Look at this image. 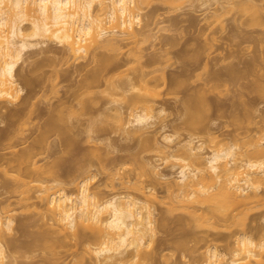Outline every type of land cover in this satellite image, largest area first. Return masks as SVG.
I'll return each instance as SVG.
<instances>
[{
    "label": "rangeland",
    "instance_id": "1",
    "mask_svg": "<svg viewBox=\"0 0 264 264\" xmlns=\"http://www.w3.org/2000/svg\"><path fill=\"white\" fill-rule=\"evenodd\" d=\"M148 1L149 0L146 1V3L148 4L143 3V6L141 5L143 9L142 15L144 18V22L142 23V25L144 24L143 26H145V34L141 32L143 34H141L140 39L138 38L139 42L137 44L130 43L127 48H125V46L122 54L120 53L121 51H111L109 49H107L106 51L104 48L97 51V54L99 55L96 56H100L99 58H101V55L102 57L104 56L103 58H105L106 56L109 58L112 57L113 61L115 60L113 59L115 57L118 59V61L122 62L123 65L127 60L129 64L126 63L124 67L121 64V67L119 63L113 61V63L115 62V64L119 65L121 69L117 70L118 72L116 71V74H112V76H114L113 78L110 75L111 82L110 80L108 81L110 82V85H104V82H108L102 80L103 83H101L103 85H100L101 83L98 84L99 88L96 89L97 84H92V86L95 85L93 86V88L95 87L96 89V94L95 90H92L94 92L93 96L92 93H85V88L83 90L80 88V86L85 82L84 77H86L85 75H87L88 71H92L93 69L97 68L96 66L98 65V63L96 62L97 65H95L92 57H90V59L92 60H90V63L89 61L87 62V60L83 59H71V56H67L68 54L65 55L66 51L63 50L64 48L54 43H47L38 48H33L34 50H29L30 52L28 51L24 55L23 61H21V63L18 65L16 71L17 79H19V75L22 74V76L27 75V77L29 76L28 78L32 77L33 80L36 81L37 79L39 80V78H48V80H53L54 76H56L53 73L58 71H60L58 73L61 77L58 75L57 78H60H58V80L56 78L58 87L55 88H57V91L53 89V93H50L49 91L51 90H48L50 86L46 87L50 82L48 83V80L45 79L47 83L44 80V84L46 85L44 89L45 91L48 90L45 93L46 95L43 94V90H41L40 92V89L38 88L35 91L36 93H38L36 94L34 92L33 97L31 96L33 95L31 92L33 91V89H29L30 86L25 88L23 84L20 83V80H17L18 83H20V86H22V88H25L20 95V100H18L17 103L15 102L14 104L5 102L4 105V102L2 103L8 108L7 110V108L3 106V111L1 110V112H4V115L7 114L6 112H8L9 109L10 111L11 109L20 111V109H22L23 107L28 106L23 105V101H25V98L27 99L28 96V101H31V104H33V106H31L30 104L31 108H26L30 109L28 110V113L32 111L30 113L31 115H26L28 117L24 116L26 118H24V120L22 119L23 121L20 122V128L18 125H16L19 130L13 126V128L16 129L15 132L17 131L16 134L14 133V139H10L13 141H11L10 143L9 140L3 139V142L2 140L0 142V210H4V207L6 208L8 204L10 205V207L7 208H14V210L16 209L14 212V216L16 219L14 222L16 224L14 225L15 230H13V233L11 232V236L8 235L7 238L11 242L10 243L8 241V244L11 246L13 243L14 246L12 245L13 247H7L6 255L9 258L6 260V264H68L69 260V263L71 262V257H69L68 255L70 253L67 254L66 252L62 251L60 253L58 252L57 255L55 252L52 253L45 247L41 246L42 243H39L41 240L38 241V239L42 237L43 234H46V232V235L50 234V236L52 237V233H48V231L52 232L50 222L47 223L46 221H48V219H44V217L42 218V214H44V210H46L44 209V206H42L43 203L40 204L41 201H39L38 198H36V200L34 198V200H31L33 201V204H35L33 205L34 207L30 206L31 208L27 207L26 209H24L25 207H23L22 209V205L20 204V206L19 202L17 203V201L19 200L18 197H23V195H25L24 193L19 195V193L23 192L22 190H25L23 189L25 187H22V190L20 189L22 192L19 191V188H21L19 186L21 185L18 186V184H20V178L18 175H23L24 173L26 174V172L25 170H23L24 172L22 173L21 169H19L21 172L17 171L18 165L14 164L16 165L14 167L12 163H17L13 162L14 160H16L14 158H17V156L21 155V153H25L23 151L28 150L27 148L33 146V149L36 147L35 149L40 152L39 154L36 150H33L34 152L38 153L37 156L33 155L35 157L33 162L35 161L36 165L40 167H47V165L51 166V163H54L55 161H57V159L64 160L63 165L65 167L63 165H61L62 167L58 166L61 167V169L59 170V168L56 167L58 168V171L56 170V168L55 171L60 174L62 173V175L59 174L60 178H58L63 180V182L60 180L63 185L65 184L62 187L64 188L65 192L67 190L69 194L76 191L77 182L75 180V177L76 175V179H78L79 177V172H77L79 170H77V168H88V174L93 177L89 182V187L91 188L92 192L97 193L100 199L104 200L108 199V197H110L112 194L124 192V190H126V188L121 186L122 184H120V178L116 177L118 178V180L116 181L115 173L117 174V171H120V175H122L123 177L127 175L130 178L129 179L128 177H125L126 180L129 179V182L127 183L128 185L124 186L127 188L129 187L127 190L132 192L133 194H135L136 192L132 187L133 184L141 182L144 186H146L147 182L149 184V181H152L150 177L147 178L146 175H143V168L139 167L142 166L143 163H147V161L156 162L160 158V154H158V151L156 150L157 146L155 147L156 144L152 146L150 142H147L150 137L152 138L151 140L156 143V141L160 139L161 134H164V132L174 134L175 137L177 136L175 139L176 141L188 139L189 136L193 135L191 137H194V142L197 144L203 143V147H205L204 149H206L205 151L207 153L211 150V148L213 149L216 147H223L228 145H238V148L240 147L243 149H247L246 146L248 147L249 143H251L249 141L250 137L263 134L264 95L262 94L264 93H259L260 91L258 92L256 90H259L260 87H262L261 90L264 89V0H253V2L255 1V6L258 7L256 9V7L254 6L255 10H252L253 7L249 6L251 8V12L248 8L247 11L243 10L244 12H242L241 10V8L244 9V7L247 6L246 4H249L246 3L244 6V3L248 0H219L220 4H211V7L208 8L203 5L205 0H191V2H189L190 0H181V2L179 0V2L177 1L176 4H173L174 2L172 3L173 5L168 4V6L170 7L162 3L163 1L161 0ZM212 3L214 2L212 1ZM241 3L244 7H242ZM256 10H258V13L255 12ZM253 11L256 13L254 18L253 16H250L254 15ZM214 13L216 16L214 15ZM252 18L254 20L260 19L257 20L260 25L256 24L258 23L256 20V23H254V20L252 21ZM142 28L141 30H143ZM143 71L147 73L149 72L146 80H149V87L158 94L154 97L155 99L152 100V103L150 101L149 104H152L153 110H156L157 113L158 108L159 110L163 108L165 112L163 113L164 115H160L161 118L159 117V121L157 120L158 123L156 125L158 127L156 125L153 126L149 129L150 131H148V133H146L143 138L138 139L137 136H134V138L133 136L131 137V135L127 136L128 129L132 130L130 129L131 127H128L125 130L122 125L116 123L118 121H114L117 120L115 118L116 114L114 113V120L110 118V115L115 112L112 109L115 105H113L112 103H116L118 108H120L121 106L120 109L122 111L120 109L119 110L123 113V115L127 114V116H129L131 112V114H133V110L135 108V110L137 111L141 110L142 105L134 104L132 107L135 108L131 109L129 107L132 111L129 110L128 106L131 104L129 103V99L127 102L123 100L122 97L120 99H118V97H111V95H114L111 93L113 90L111 88L113 87L111 86V84H113L114 82L115 87L118 85L122 86L123 83H126V81L124 82L126 78L129 79V76L130 80L137 78V76L140 78V73ZM142 76L141 78H143L142 80H144V77ZM141 78L140 80L138 78L133 80L134 88L133 90H131V93L133 91L135 96L136 94L139 95V92H141L140 94L143 93V89L141 91V87L143 88L144 82L146 80L143 82L141 81ZM107 79H109V77H107ZM116 82H121L122 84L117 83L116 85ZM257 86L259 87L256 88ZM81 87L83 88L84 84ZM30 88L34 87L31 86ZM79 89H81L83 92ZM119 89H122V92L124 93L122 87ZM109 90L111 91L110 93L108 92ZM29 91L31 93H28ZM76 91L78 92V96L82 97L84 95V99L86 98L85 100L83 99V97L81 99H78L80 101L82 100L83 103L87 99L92 100H87V103L85 102L87 106L91 103V107L93 108L94 103L92 104V102L96 100L94 101L96 102V104L93 110H91V112H94L92 113L93 115L90 114L91 112L89 109V105L88 109L90 115L88 114L86 116V114L84 113L85 115L82 116L83 114L81 113L84 111L87 112L88 109H85L83 111V109H81L83 108V106H80L79 108L80 103L77 99H75L78 97ZM74 93H76L74 98L76 101L73 99ZM113 93H115L116 96H120L119 93H121V91L116 93L113 90ZM123 93H121V96L123 95ZM35 94L37 97L35 96ZM128 94L130 96L129 92L125 96L127 97ZM70 95L72 96V98H70ZM131 95L132 97L134 96L133 94ZM260 95H262V97ZM30 96L32 97L31 100ZM129 96L127 98L131 97ZM200 96H202V99ZM94 97L96 98L93 100ZM68 98L73 99L75 103L78 102V106L74 103V105L77 107L73 105V108H75V110L81 109V115L77 110V112L73 114V108H70L71 110L68 109L69 107H72L71 105L73 103H70V101L73 100H68L70 106H67L68 102L66 103L65 101L66 105L64 106L62 104L64 107L63 110L61 100H63L64 102V100H67ZM112 98H114L115 100ZM191 98L194 99H192L194 101L193 106H197L196 111L198 112H195L196 115L201 111L200 114H198V116L200 115V118L202 116L201 120L200 118H198V116L196 118L195 115H192L193 117H195L188 118L191 115H186L184 107L187 106V102L189 103ZM195 99H201L202 103H199H201L202 106L196 105ZM111 100H117L118 103L117 101L111 102ZM60 101L62 110L64 111V114H66L65 118H63L64 116H61L64 115L62 114L63 111H61V109L60 116L57 113H50L52 110L54 112L58 108L57 105L59 106ZM20 102H22V104ZM109 102H111V104ZM27 103L25 102V104ZM107 103H109V105H107ZM118 104L120 106H118ZM110 105L112 106V108H110ZM65 107L67 108L65 109ZM199 107H201V110L199 109ZM104 108L107 112L109 109L112 110L111 114L108 112L110 115L108 114L109 116L107 115V117H104V115L107 114ZM26 109L24 108L23 110ZM202 109H205L204 112ZM102 110L106 113H103ZM26 111H23V115L26 114ZM56 111L58 112L59 109ZM69 111H72L71 118L69 117ZM193 111H195V109H193ZM49 113L51 115L53 114V117L57 114V117L66 119V121L64 122H66L67 124L70 120L69 124H71L72 130L70 128V125H67L66 123L65 124L67 125V127L65 129V125L61 123L63 122V120L59 119V121L57 119V121L61 123V125H64L65 130L62 129L63 131L68 130V134H70V131H72L71 134L73 138L71 139H73V141H76V143L73 144L72 147L69 146V148L68 145H65V140L60 139L62 138L60 137L61 134L64 138L63 132L61 133L57 131L48 132L41 137L42 142L39 143L41 146L40 151L38 149V144H36L37 146L34 147L35 144L33 145V141L35 139L38 140L37 138L40 137L39 134L41 131H39L38 127H41V125H44L47 120H49V118H47L49 117ZM102 113L104 115H102ZM0 116H3V114ZM127 116L123 117L128 118ZM130 116L128 118L129 120L131 118ZM3 117H0V138L1 136L3 138V136H5L6 134L8 135L11 131L14 132V129L11 128V130L7 127L9 126V123L6 121V116ZM93 117L97 118V120L99 119L96 122L98 123L96 127L94 123V127L98 128L97 133H95V129H92L91 132L89 131L90 129H87L86 127L87 124L89 125V118L93 119ZM188 120H191L193 124L195 123L194 125H197L198 127H193V124L186 125ZM93 121L95 122V120H92L91 122ZM125 121H127V119ZM161 124L166 126L165 130H160ZM119 126H121L122 129L121 127L119 128ZM189 127L191 128L189 129ZM123 129L125 130V132ZM89 132H91V134H88ZM71 134L69 136H71ZM87 136L88 138L91 137L89 138L91 140L93 138L95 142L87 139ZM212 136L215 138V142ZM145 137L147 138V140H145L144 144V141L141 140L145 139ZM10 145L11 148H9ZM242 145H244L245 147H242ZM150 146H152L153 148H150ZM250 147L252 146L250 145ZM250 147L248 148L250 149ZM240 150L241 149H239V151ZM30 151L31 150H29V152ZM26 153H28V151ZM11 158L14 160H12ZM9 161H12V163H10ZM30 162H32V159L30 160ZM23 167L25 166L23 165L22 168ZM110 167H112L114 171H116L113 174V178H110L111 176L109 172L113 170ZM139 168L142 170H140ZM166 171L168 170L166 169ZM117 175L121 177L119 174ZM44 176L46 175H43L42 178ZM108 176L110 179H114V181H110ZM50 179L46 177L45 180ZM27 181L28 179H26V182ZM16 184L19 188H17ZM13 185L15 186L13 187ZM15 187L19 191V193L16 192L17 195L14 192L15 190H13ZM157 187V191H159L158 194H160L161 196L164 195V193L162 194V185ZM32 193L34 192L32 191L31 194ZM160 203L157 202L154 204L155 210L153 211H156L154 213V216L157 218L156 225H158L156 226V228L158 227V230H156L157 236L155 238L156 247L154 246L155 248L153 249L151 260H148L149 262H145L146 264H197L199 262L198 257L201 259V256H199L200 254L198 250V253L195 252V248H201L205 239H210L211 241L213 240V244H215L220 251L224 250L223 252H225V249L227 250L229 243L232 242V238H222L223 235H230L232 230L229 231L223 229L218 233L220 234V236L214 231L213 233L211 231L210 234L209 232L207 234L205 230L202 231L199 228L196 229V227H194V224L192 222L190 223V220L188 218L186 219H188L189 221L185 218H181V212L178 211L179 213L177 214L173 212L174 215L173 213L171 214L169 212V215L168 213H166V205L164 206V204ZM249 213V217H247L246 219V224L248 223V226L246 225L244 228L245 231L251 233L252 237L255 236L253 238L256 240L259 236L261 237V233H263L264 235L263 193L261 195V202L251 208ZM190 224H192V226ZM252 227L255 228L254 230L252 229L253 231L251 230ZM180 242H183V245L180 244ZM182 246L184 249L182 248ZM224 247L226 248L221 249ZM262 260L264 261V259ZM198 264H200V262Z\"/></svg>",
    "mask_w": 264,
    "mask_h": 264
},
{
    "label": "bare ground",
    "instance_id": "2",
    "mask_svg": "<svg viewBox=\"0 0 264 264\" xmlns=\"http://www.w3.org/2000/svg\"><path fill=\"white\" fill-rule=\"evenodd\" d=\"M146 1L147 0H0V115L3 114V116H6V118L9 120L8 121L6 119V121L9 123V126L7 127L10 129L11 128L14 129V132L13 131L9 132V134L8 135L6 134L5 136H3V138L1 136L0 142L1 140L3 142V139L5 140L7 139L11 143V141L13 140L10 139L13 138L14 135L16 134L17 131L15 132V130L16 129L19 130L21 124L20 122H22L24 118L28 117L26 115L29 114L30 116L31 115L30 113L32 112L29 111L30 113H28V110L30 109H26L30 107L31 104V101H28L29 96L27 99L25 98V101H23L24 103L23 105L24 106L28 105V106L23 107L22 109H20V111H15L12 109L10 111L9 109V111L6 112L8 115L6 113H5L6 115H4V112H1L3 106L5 105V102H9L11 104H14L15 102L17 103V101L20 100L21 93L24 91L26 87L29 86L35 88L34 90V88L29 87V89L31 90L33 89V91H31L33 94L31 95L32 97L34 96V92L38 88L40 89V92L41 90L44 91L43 93L44 95H46L45 93L49 89L51 90L49 91L50 93L52 92L53 89L57 91V88L55 87H58L57 85L58 82H56V78L59 75L58 72H60L58 70H57L58 72L53 73L56 76L52 75L54 76L53 78L54 81L51 79L52 78L51 76H50L51 78L49 77L51 80H48V78H43V79L39 78V80L37 79L36 81L33 80L32 77H30L31 78L30 79L28 78L29 76L28 77L27 75L22 76V74H20L19 75L20 78L17 79L16 71L18 65L21 63V61H23L24 55L29 50L33 48L34 49L38 48L47 43H54L64 48L63 50L66 51L65 55L68 54L67 56H71V59L72 58H74L75 60L83 59V60H87V62L89 61L90 63L91 60L90 57H92L95 65H97L96 62L98 63V65L96 66L97 68L94 67L95 69H93L92 71L89 70L90 72L88 71L87 75H85L86 77H84L85 82L82 81L84 82L83 83L84 87L83 88L81 87L83 86L82 84L80 88L82 90L85 88L84 92L87 94L92 93L93 96L94 94L93 91L95 90V94H96V89L99 88L98 84H100L102 80L108 82L111 79L110 77L112 76V74L113 73L116 74V71L121 69L119 65L115 64V62L119 63L120 65L122 64V62L118 61V59L115 57L113 58L115 59L113 60L115 61L114 63L112 61V57H110L111 59L107 56H106L107 58L106 57L103 58L104 56L102 57V55L101 58H99L100 56L97 57L96 55H99L97 54L98 53L97 51H99L100 49L102 50L104 48L106 51L107 49L111 51L112 50L119 52L121 51L120 53L122 54L125 46H126L125 48H127L128 45H130V43L137 44L139 42V39L141 38L140 36L141 34L144 33V29H145L144 28L145 26H143L144 24L142 25V23L144 22L143 20L144 18L142 15L143 13L142 6L143 3L148 4L146 3ZM161 1H163L162 3L166 4L167 6L168 4L173 5L176 4L177 1L179 2V0L176 1L161 0ZM212 1L214 3H212ZM250 1L248 0L245 3L243 2L244 6L246 3H249L246 4L247 5L246 7H244L243 4L241 3L242 7H244V9L241 8L242 12H244L243 10L247 11V8L251 12L250 7H253L252 10H255L256 7L255 6L256 4L254 3L255 1L254 2L253 0ZM189 2H191V0ZM217 3H219V0H205L203 5L208 8L211 7V4L216 5ZM255 12L258 13V10H256ZM255 12L254 15H250V16L251 17L253 16L254 18L256 15ZM253 18L252 21L254 20ZM255 20L253 21L254 23H256V21L260 19H257L256 21ZM256 24L260 25L259 22ZM141 28L143 30H141ZM127 61L126 63H128ZM126 63L124 65L122 64L123 67L126 65ZM142 73L147 75H143ZM148 75L149 72L148 73L144 71L141 72L140 78L141 76L144 77V80H142L143 78H141V81L144 82ZM107 77H109V79H107ZM113 77L114 76H112V78ZM128 78L129 79L126 78V80H124V82L126 81L125 84L122 81L124 87L123 85L122 86L118 85L120 87L118 86L115 87L114 82L113 84H111V86L115 88L111 86L110 87L116 93H118L119 91L123 93L122 89H119L122 87L124 91L123 93L124 97H126L125 95L129 92L131 97L129 96V94L128 96L130 98H127L128 97L127 96L126 97L127 100H126V98H124L123 95L121 96V93H119L120 96H116V94L113 93V90L112 92L110 90L108 92L109 93L111 92L112 94L115 95L114 96L110 94L111 97L112 96L118 97V99L122 97V99L127 102L129 99L130 101L129 103L132 104L128 106L129 110L135 108L132 107L134 104L142 105L141 110L137 111L135 110L136 109L135 108L133 110L134 111L133 114H131L132 112L129 114V116L131 115L130 116L131 118L129 120L128 119L129 116H127V114L123 115V113L121 112L122 111L120 109L121 106L118 104V106H120V108H118L116 103H112L113 105H115L114 108L116 109L117 107L118 110L117 109L115 110L110 105V108H112L113 111H115L112 113L113 115L111 114L112 110H110L109 108H108L109 110L108 109L107 110L111 115L106 111L105 108L104 109L107 112V114L104 115L103 113L106 112L102 110L103 112L102 115H104V117H107V115L109 114L110 118H112L113 120L116 118L117 120L114 121H118L116 123L122 125V127L125 130L126 128L131 127L130 129L132 130L128 129L127 136L131 135V137L133 136V138L134 136H137L138 139H141L144 137L146 133H148V131H150L149 130L150 128H152L158 123L157 120L159 121V117L161 118V116L164 115L163 113L165 111L163 110L162 107H161L162 109L160 110L158 108L157 110L158 113L156 112V110H153V106L151 103L152 100L155 99L154 97L158 94L155 93L152 90V88L149 87L150 86L149 80H146L144 82L143 88L141 87V91L143 89V93L140 94L141 92H139V95L135 93L136 94L135 96L133 91L131 93V90H133L134 88L133 80L137 78L140 80V78L138 76L137 78L134 77L135 79H132L131 77L132 80H130V76ZM45 79L48 80V83L50 82L49 84H47V86L44 84ZM17 80H20V83H22L25 88H22V86H20V83H18ZM55 82H56V86H55ZM110 82H108L109 84L106 82L104 83L102 82V83L104 85L105 84L110 85ZM102 83L100 85H103ZM117 83L122 84L121 82H116V85ZM92 84L95 85L97 84L96 89L95 87L93 88V86L95 85L92 86ZM45 86L46 87L50 86L48 90L46 88L47 91H45L44 89ZM258 87L259 86H257L256 88ZM261 88L262 87H260L259 90L257 89L256 91L258 92L260 91L259 93H264L263 91L264 89L261 90ZM31 92L29 91L28 93ZM131 94H133L134 96L132 97ZM75 95L76 93H74L73 99L75 98ZM79 95H80V91H79ZM262 95L260 96L262 97ZM31 96H30V100L32 99ZM77 96H78V92H77ZM82 97L78 96L75 99L78 100L81 99ZM200 97L202 99V96ZM70 98H72V96ZM70 98H68L67 100L65 99L64 102L63 100H61L62 103L60 101L59 106L61 107L62 104L65 106L68 100H73ZM95 98L96 97H94L93 100ZM192 99L193 98L190 99L189 103L187 102L188 100L185 101L187 102V106L189 107L185 106L184 108L186 111V115L187 116L191 115L188 118H194L195 116L197 118L198 114H200L201 111L196 115L195 112H198L196 111L197 106L195 105L193 106L194 99L193 100ZM201 99L198 100L195 99L196 100L195 104L201 105L202 103ZM74 100L70 101V103L73 104L71 105L72 107H69L68 109L70 108L72 109L75 106ZM87 100L84 101V103L82 102V100L81 101L78 100V102L80 103L79 108L80 106L81 107L83 106V108L81 109H83L84 111L85 109L87 110L88 106L90 105L89 109L91 112V110H93L96 104V102H94L96 100L92 102V104L94 103L93 108L91 107V103L87 106L86 104ZM88 101H92V100L89 99ZM116 101L111 100V102H116ZM150 101H151L150 103L151 105L149 104ZM25 102L26 103L29 102V103L25 104ZM78 102H76L75 104L77 105ZM111 102L109 103L111 104ZM20 103L22 104V102ZM70 103L68 102L67 106H70L69 105ZM109 103H107V105H109ZM31 106H33V104H31ZM59 106L57 105L58 108L55 107L57 108L56 110L59 109L58 111L59 113L55 110V108H54L55 111L53 112L52 110L50 113H54V114L57 113L60 116L61 115L60 112L64 110V107L62 110V107L60 108ZM24 108L27 111L23 110ZM66 108L67 107H65V109ZM200 108L201 107H199V109ZM81 109L80 110L76 109L79 112V114L82 111ZM89 109L87 112L85 111L82 112L81 113L83 114L82 116H84L85 114L87 116L90 113ZM193 109H195V111H193ZM72 110L74 111L73 112L69 111L70 113L68 112L70 114L69 115L70 118H71V112L73 114L77 112L75 108H73ZM23 111H26V114L23 115ZM50 113H49V117H47L49 118V120H47L46 123L44 122L45 124L43 123L44 125H41V127H38L39 131L41 132L39 134L40 137L37 136L38 140L35 139L33 141V145L35 144L34 147L37 146L36 144H38L39 145L38 149L40 151L41 146L39 143L42 142L41 137L46 133L53 131H57L61 133L63 132L64 138L61 134L60 137L62 138L60 139L61 140L64 139L66 142L65 145H68V147L69 146L72 147V145L76 143V141H73V139H71L73 138L71 134L72 131H70L71 136H69L70 134H68V130L63 131L66 129L67 125H70V128L72 127L71 124H69L70 120L69 122L67 120L68 124L64 122L66 121V119H63L65 118L66 115L64 114V111L62 113L64 115H61L64 116L63 118L57 117L58 116L57 114H56L57 116L55 115L53 117V114L51 115ZM92 113L94 112L92 111L90 114ZM114 113L116 114L115 118L113 117ZM192 115L195 116L193 117ZM3 116L0 117L2 118ZM123 116H127L128 118H125ZM199 116L198 118H200ZM94 117L93 119L89 118L90 122L88 121V123L90 127L88 124L86 125V127L87 129L89 128L90 129L89 131L91 132L92 129L93 130L95 129L94 131L95 133H97L98 128L95 127L98 124L96 122L99 119L97 120V118ZM57 119L63 120V122L61 123L65 125V129H64V125H61V123H59ZM126 119L127 121H125ZM92 120H95V122L94 121L91 122ZM188 122L186 123V125L193 124L191 120H188ZM94 123H95V127H94ZM194 124L193 127L194 126L196 127L197 125ZM16 125H18L19 128H17ZM13 126L16 129L13 128ZM120 127L121 126H119V128ZM165 128L166 126L161 124L160 130H165ZM190 128L191 127H189V129ZM91 132H89L88 134H91ZM262 133L263 134H260L259 136L250 137L249 141L251 143L248 142L249 143L248 147H250V145L252 146L250 147V149L246 146L245 143V146L247 148V149L244 148L245 150L240 147L238 148L237 147L238 145L237 146L228 145L223 147H216L213 149L211 148V150L207 153L205 151L206 149H204L205 147H203V143L197 144L194 142L193 139L194 137H191L193 135L191 136L188 135L189 136V137L187 136L188 139L176 141L175 139L177 136L175 137L174 134L164 132V134H161L160 139L157 140L156 143L151 140L152 139L151 137L150 139H148L149 140L148 141L146 136L145 139L141 141H144L145 144V140H147V142H150L152 146L156 144L155 147L157 146L156 150L158 151V154H160V158L159 160L156 159L157 160L156 162L154 161L153 162L147 161V163L142 162L143 165L142 166L138 165V166L143 168V170L139 168L140 170L144 171V172L141 171L143 175H146L147 178L150 177L152 181L151 182L149 181V184L147 182L148 185L146 184V186H144L141 182H137L136 184H133L132 187L136 191L135 194H133L132 192L127 190L129 187L128 188L125 187L126 185H128L127 183L129 182L130 178L127 175H125L126 178L127 177L129 178L128 180H126L125 177L120 175V171H117L118 172L117 174L121 176L119 177L115 173L116 171H114L113 169L114 167L112 166L113 168L112 167L110 168H112L113 170L111 171L110 169L111 172H109L111 176L110 178H113L114 177L113 174L115 173V178L116 177L120 178L121 183L120 182L119 183L122 184L121 186L126 188V190H124V192H120V193L118 192L112 194L110 197H108V199H104V200L100 199L97 193L91 191V188L89 187L90 185L89 182L93 177L90 174H88L89 173L88 168L85 169L77 168V170H79L77 171L79 172V177L78 179H76L77 175L75 177V180L77 182L76 191L70 194L68 193L67 190L65 192L64 188L62 187L65 184L63 185V183H61V181L63 182V180L59 179L60 173H57L58 171L57 169L58 168L59 170L61 169L62 167L61 165L64 164L63 162L64 160L57 159V161L55 162L53 161L54 163H51L52 164L51 166L47 165V167L37 166L36 162L35 161L33 162V160L35 158L34 156L35 155L37 156L38 153L40 154V152H38V150L35 149L36 147L33 149L32 146L30 148H27L28 150L25 149L26 151H23L25 153H21V155H18L19 157L17 156V158H14L16 160L11 158L12 160H14L13 162H17V163H12V161L11 162L9 161L13 165L14 164L18 165L17 171L19 172L22 171L23 173L24 172L23 170H25L26 172V174L24 173L25 175L24 174L18 175L19 178L21 179V180L19 179L20 184H18V186L21 185L19 186L21 188H19L16 184L17 188H19V191L22 190V187H25L23 188L25 190H22L23 191V192L21 191L22 193H19L16 187L13 190H15L14 191L15 193L16 192L19 193V195L23 193L25 194L23 195V197L21 196L18 197L19 200L17 201V203L19 202V205L20 204L22 205L21 207L22 209L23 207H25L24 209H26L27 207L30 206L32 207L33 205H35L33 204V201H31L32 199L34 200V198L35 200L36 198H38V200L41 201L40 204L43 203L42 206H44V209L46 210H44L45 213L42 214L43 215L42 218L43 217L44 219L47 218L48 221L46 220L45 221L47 223L50 222V226L52 228V230L51 229L50 230L52 232L48 231V233H52V237L50 236V234L46 235L47 232L45 231L46 234H43L44 236L42 235V237H40L41 239L39 238L38 241L41 240L39 242L42 243V245L40 244L41 246L45 247L47 250L51 251L52 253L55 252L57 255L58 252L60 253L62 251L66 252L67 254L70 253L68 255L69 257H71V262H70L71 264H146L145 262L151 260L153 249L156 247L155 238L157 236L156 230H158V227L156 228V226L158 225H156L157 218L154 216L155 215L154 213L156 211L153 212L155 210L154 204L157 202L160 203L161 201H162L161 203L164 204V206L166 205V209H167L166 213L169 214L170 212L172 214L174 212L177 214L181 212L182 213V214L180 213V216L182 215L181 218H185V219L188 218L190 220V223L192 222L194 224V227H196V229L199 228L202 231L205 230L207 234L208 232L210 234L211 231L212 233L214 231L218 234L219 231H222L223 229L229 231L232 230L230 235L228 236L223 235L222 237L223 239L232 238V242L229 243L227 250L225 249L226 247L221 248V249H225V252H223L224 250L220 251L217 248V246L213 244V240L212 241L210 239L206 240L204 238L205 240L203 241L204 243L201 246V248L200 247H198L199 249L195 248L196 250L195 252L198 253L199 251L200 254L199 256H201V259L197 256L199 259L197 260L200 262V264H264V261L262 260L264 259L263 233L260 234L261 237L258 235L260 237V238L258 237L259 239L256 237L257 239L255 240L253 238L255 236L252 237L251 233L245 231L244 228L248 224V223L246 224L247 222L246 219L247 217H249L250 209L261 202V195L262 193L264 194V130ZM88 136L87 139L91 138V137L88 138ZM89 140L95 142L93 138L92 140L91 139ZM213 140L215 142L214 137ZM151 142L154 144H152ZM152 146H150V148ZM243 146L244 145H242V147ZM9 148H11V145ZM239 149L241 150L239 151ZM29 150L31 151L29 152ZM33 150H36L38 153L34 152ZM27 151L28 153H26ZM31 159L32 162H30ZM16 165H14V167ZM23 165L25 167L22 168ZM55 168L57 171H55ZM19 169H21V171ZM166 169L168 171H166ZM43 175L46 176L42 178ZM60 175H62V173ZM46 177L48 179L50 178L51 179L45 180ZM118 178H116V181L118 180ZM26 179H28L27 182ZM111 180L114 181V179H110V181ZM160 185H162V194L164 193V195H162L163 197L160 194H158L159 191H157L158 190L157 186ZM14 186L15 185H13V187ZM31 190L34 193L31 194L32 192ZM7 207H10V205L8 204ZM7 207L6 208L4 207V210H0V264L7 263L6 260L9 258L6 255L7 247L9 248L14 246L13 243H12L13 246L12 245L10 246L8 244L9 240L7 238L8 235L11 236V232L13 233V230H15L14 225L16 224L14 222L16 219L14 216V212L16 209L14 210V208L11 209ZM190 225L192 226V224ZM252 229L254 230L255 228L252 227L251 230ZM218 235L220 236V234ZM182 243L183 242H180V244ZM69 261L68 264H70Z\"/></svg>",
    "mask_w": 264,
    "mask_h": 264
}]
</instances>
